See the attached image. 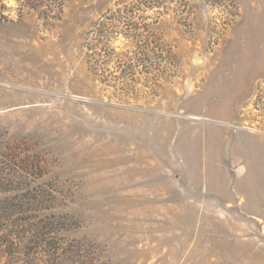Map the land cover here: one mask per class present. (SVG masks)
Masks as SVG:
<instances>
[{
    "label": "rangeland",
    "instance_id": "rangeland-1",
    "mask_svg": "<svg viewBox=\"0 0 264 264\" xmlns=\"http://www.w3.org/2000/svg\"><path fill=\"white\" fill-rule=\"evenodd\" d=\"M38 193L111 264H264V0H0V199Z\"/></svg>",
    "mask_w": 264,
    "mask_h": 264
},
{
    "label": "trees",
    "instance_id": "trees-1",
    "mask_svg": "<svg viewBox=\"0 0 264 264\" xmlns=\"http://www.w3.org/2000/svg\"><path fill=\"white\" fill-rule=\"evenodd\" d=\"M99 32L111 41L108 29ZM20 202L17 195L0 199V264H111L98 245L69 236L76 222L56 210L55 196L34 194L24 208Z\"/></svg>",
    "mask_w": 264,
    "mask_h": 264
}]
</instances>
